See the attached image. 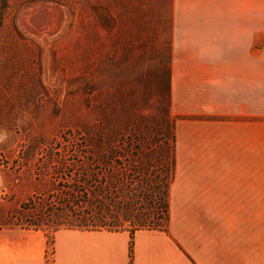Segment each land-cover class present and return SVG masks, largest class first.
I'll list each match as a JSON object with an SVG mask.
<instances>
[{
    "label": "crops",
    "instance_id": "crops-1",
    "mask_svg": "<svg viewBox=\"0 0 264 264\" xmlns=\"http://www.w3.org/2000/svg\"><path fill=\"white\" fill-rule=\"evenodd\" d=\"M174 177L164 229L132 238V264H264L257 164L256 0H170ZM130 235L60 229L53 264H129ZM42 230L0 229V264H45Z\"/></svg>",
    "mask_w": 264,
    "mask_h": 264
},
{
    "label": "rangeland",
    "instance_id": "rangeland-1",
    "mask_svg": "<svg viewBox=\"0 0 264 264\" xmlns=\"http://www.w3.org/2000/svg\"><path fill=\"white\" fill-rule=\"evenodd\" d=\"M7 6L0 20V222L43 188L45 154L60 134L139 131L167 140L160 149L170 150V0H7ZM256 19V37L235 46L257 53L251 179L252 196H264V0H256Z\"/></svg>",
    "mask_w": 264,
    "mask_h": 264
},
{
    "label": "trees",
    "instance_id": "trees-1",
    "mask_svg": "<svg viewBox=\"0 0 264 264\" xmlns=\"http://www.w3.org/2000/svg\"><path fill=\"white\" fill-rule=\"evenodd\" d=\"M1 2L0 20L8 7L7 0ZM49 143L54 146L45 154L48 168L43 188L36 187L0 227L42 230L45 264H53L48 254L53 253L57 230H127L132 264L135 231L164 229L168 224L174 177L173 122L172 144L166 151L160 146L168 145L167 140L139 131L81 130L60 134Z\"/></svg>",
    "mask_w": 264,
    "mask_h": 264
}]
</instances>
